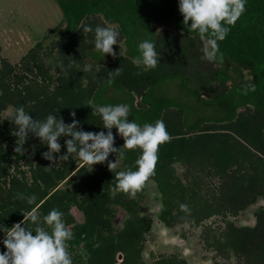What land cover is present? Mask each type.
<instances>
[{"label":"trees","instance_id":"1","mask_svg":"<svg viewBox=\"0 0 264 264\" xmlns=\"http://www.w3.org/2000/svg\"><path fill=\"white\" fill-rule=\"evenodd\" d=\"M55 1L63 13L65 28L59 32L55 44L47 47L38 42L21 65L31 73L32 66L37 68L44 77L43 82L31 79V83L24 82L22 88L17 89L20 82L17 66L2 60L0 112L10 106L15 110L23 106L33 119L43 121L53 114L68 124L72 123L70 113L74 111L79 130L107 133L101 116L94 114L93 110L104 106L101 99L108 87L124 91L130 98V120L141 126L161 120L170 135V141L159 148L155 175L148 181L157 184L163 204L159 220L169 228L182 221H191V218L200 223L202 219L225 214L219 200H216L217 206L207 200L196 204L195 191L189 194L187 190H179L176 164L214 170L223 178L222 188L233 185L232 181L238 179L233 196L242 202V207L264 197L262 186L258 190L254 181H249L245 175L240 176L241 180L237 178L241 173L238 163L242 160L237 153L242 157L254 156L250 150L258 152L254 156L256 161L248 163L250 169L254 173H264V131L258 132L263 125L260 118L264 121V0H246V11L231 27L226 39L219 42L223 60L211 63L201 59L203 41L198 33L183 24L179 0ZM97 25L118 29V41L125 40V54L120 47L113 46L115 56L112 59L101 60L95 56L94 30ZM85 26H91L93 31L84 32ZM146 39L154 42L158 53V64L153 70H145L142 65L133 63L139 55V43ZM49 54L55 57L54 63L49 65L54 69L53 74L46 71L45 61ZM120 67L122 73L109 85V73ZM245 72L249 78L245 77ZM175 79L181 80L183 89L199 105L213 107L219 116L190 122L186 110L176 99L159 92L162 84ZM228 84L230 87L222 91ZM12 116L0 122V178L4 181L0 183V198L3 199L0 202V251L5 249L2 230L23 221V215L38 206L42 217L52 209L64 214L63 220L74 234V239L68 242L73 264H116L120 252L125 255L122 264H144L141 256L153 223L151 218L141 215L140 203L146 193L145 187L135 199L114 190L116 173L136 170L135 161L141 155L140 150L126 151L123 160L118 153H110L121 162L119 167L110 171L102 163L91 169L84 168V172L80 169L77 179L67 180L71 188L61 190L60 181L65 180L75 165L74 154L66 161L58 159L66 154L65 140L71 137H61L58 141L61 151L54 156L57 158L55 162L62 163L60 167L44 159L42 153L48 151V147L32 134L23 145L24 152L16 153L17 138L11 133L18 129L10 120ZM255 125L258 126L256 129ZM112 132L114 147H122L123 138L117 134V129L113 128ZM7 145L14 146V149ZM21 161L33 181L28 182L27 172L19 166ZM13 166L20 171L19 176H11ZM230 169H233L232 173ZM64 170L67 173L62 176ZM247 180L249 182L245 184ZM51 189L54 190L50 193ZM18 193L34 194L36 204L29 205L26 200L16 198ZM181 203L188 205V216L181 211ZM73 204L84 213L86 220L83 224H71ZM117 206L126 210L129 217L122 228L114 231L116 213L113 210ZM256 214L259 221L256 227H229V234L216 233L213 240L208 241V246L222 254L234 249L236 253L246 255L248 264H264V208ZM25 226L35 227L30 221H26ZM97 243L98 248L94 247ZM81 249L86 255L80 254ZM158 264L187 263L168 259Z\"/></svg>","mask_w":264,"mask_h":264},{"label":"clouds","instance_id":"2","mask_svg":"<svg viewBox=\"0 0 264 264\" xmlns=\"http://www.w3.org/2000/svg\"><path fill=\"white\" fill-rule=\"evenodd\" d=\"M245 5L246 0H179L183 24L188 25L191 31L197 32L203 41L201 59L210 63L218 59L223 60L219 42L226 39L231 27L235 26L246 11ZM83 31L92 32L93 29L91 26H85ZM94 33L95 49L102 57L105 54L115 56L113 45L118 44L120 35L118 29L97 25ZM138 51L139 55L133 59L134 64L142 65L145 70L157 67L158 53L154 42L150 39L140 42ZM121 73L122 67L111 71L109 85L113 83L114 77ZM93 111L94 114L101 116L103 128L107 129V133L79 130V121L75 119L74 111L70 113L72 123L66 124L62 118H57L53 114H49L43 121L33 119L23 106L17 108L10 118L18 129L11 133L17 138L14 151L23 153V145L29 134H32L48 147V151L42 153L44 159L55 162L57 158L54 153L61 151L59 139L71 137L65 140L66 154L59 156L58 159L66 161L74 154L82 164L92 167L108 161L110 153H118L123 160L126 151L139 149L141 155L135 161L136 170L117 172L115 177L117 183L114 188L115 191L126 194L129 199H135L155 175L160 146L170 141L166 125L163 121L157 120L155 124L145 123L141 126L129 119L131 108L124 103L97 106ZM113 128L117 129V134L124 140L120 148L114 147ZM115 167L116 162L108 161L110 171ZM16 198L26 200L29 205H35L37 201L34 194L25 196L18 193ZM180 209L183 212L190 211L186 204H181ZM63 215L61 211L52 209L43 217L41 224L37 206L23 215V221L2 230L5 233L2 243L6 251L0 253V264H73L68 242L74 239V234L66 226ZM26 221L35 225L34 229L26 227ZM99 246V243L94 245L97 248ZM80 254L86 255V251L81 249Z\"/></svg>","mask_w":264,"mask_h":264},{"label":"rangeland","instance_id":"3","mask_svg":"<svg viewBox=\"0 0 264 264\" xmlns=\"http://www.w3.org/2000/svg\"><path fill=\"white\" fill-rule=\"evenodd\" d=\"M109 27L116 29L114 26ZM64 28L65 23L63 22V13L55 0H0V68L3 66L2 60H6L9 64L17 66L16 71L20 77V82L18 83V86H16L17 89L18 87L22 88L24 82L31 83V79L38 83L43 82L44 77L38 73L37 68L32 66L31 73L28 71L26 72L21 65L25 62V57H27L29 52L35 48L38 42H43L47 47L50 44H55L54 42L59 39V32ZM159 30L162 31L163 29L160 28ZM113 46L120 47L125 54L126 46L124 39L119 40L118 44ZM38 54L40 55L41 53L38 52ZM95 56H98L101 60H106L108 57L112 59V55L105 54V56L102 57L101 53L98 51H96ZM53 57V54H49L45 61L46 71L50 74L54 73V69L49 66L55 61V57ZM245 77L249 78L247 72H245ZM230 85L231 84H228L227 87L222 88V91L224 89L226 90V88L228 89ZM218 91L220 90L218 89ZM159 92L162 95L176 99V101H178L186 110L190 122L203 117L216 118L219 116V113H217L213 107H203L192 99L187 91L183 89L180 79L169 80L165 84H162ZM17 99H19V97H17ZM137 99H139V97H137ZM101 101L103 105H118L121 103L128 105L130 98L124 91L108 87L104 94V98H102ZM14 110V107L10 106L8 109L0 112V122L1 120H6L9 116H12ZM260 121L263 125L258 132L264 131L263 118H260ZM257 127L258 126L255 125V129ZM240 140L241 144L244 143L243 138ZM7 146L14 149V146L12 145ZM250 151L254 156L258 153L256 151ZM237 155L242 159L241 162L238 163L239 167L238 164L235 165L241 171L237 178L240 179V176L245 175L249 181L252 179V181H254V187L258 189L259 186H262L261 190L264 194V173H254L248 164L250 161H256V157L251 155L242 157L241 154L238 153ZM262 158L264 159V157ZM202 160L204 161V159ZM108 161L113 163L116 162V167L121 165V162L118 159L113 158L110 155ZM108 161L105 162L107 167ZM74 163L75 165L70 174L65 176L66 178L64 181H60L59 189H70L71 186L67 183L69 178L77 179L78 171L80 169L84 172V168L91 169L93 167L82 164L76 158ZM54 164L59 167L62 166L60 161H57ZM19 166L21 170H24L25 173L27 172L28 182L33 181L32 175L24 164V161H21ZM175 169L177 176L180 179V185H178L179 190H187V193L189 192V194H191L192 191H195L197 193V198L195 200L196 204H198V202H202L203 204L207 200V202L217 206L216 200H219V203L225 208V214L217 215L210 219H202L200 220V223H197L196 218L192 219L189 217L191 218V221H182L176 223L172 228H169L159 220L163 204L157 184L154 181L148 182L145 186L146 193L142 197L140 203L141 215L151 218L153 223L151 231L146 236L141 256L143 263L158 264V262L163 260L174 259L175 261H185L187 264H248L246 262V255H244L243 252L236 253L234 249H229L226 254H222L219 253L216 248L208 246V241H212L216 233L224 235L229 234L228 229L232 226V228L256 227L259 222L256 213L264 208V197L261 196L260 198H257L256 202H251L242 207V202L239 201L237 197L235 198L233 196V194H235L233 188L236 185V182L239 181L238 179L232 181V187L224 186L222 188L224 183L222 181L223 178L217 176L214 170L209 171L206 167H197L193 169L181 164H176ZM232 171L233 169H230L231 173ZM66 173L67 171L64 170L62 176ZM10 174L11 176H19L20 171L13 166L10 169ZM253 175H255L254 178ZM248 180L245 184H248ZM2 182L4 181L0 178V183ZM53 190L54 189H51L49 192L51 193ZM253 193L256 192L253 190ZM250 199L251 198H249V200ZM186 200L188 201L189 198ZM2 201L3 199L0 198V202ZM112 208L114 209V207ZM113 212L116 213L113 227L114 231H117L123 227L129 214L122 207L118 206ZM70 214L73 216V220H71L72 225L83 224L86 220L82 210L74 204L71 206ZM188 214L190 213L186 212L187 216ZM40 223L43 224V217L41 215ZM71 227L72 226H70V228ZM4 251L6 250L4 249ZM4 251H0V253ZM124 259L125 255L122 252L118 253L116 264H122Z\"/></svg>","mask_w":264,"mask_h":264},{"label":"bare ground","instance_id":"4","mask_svg":"<svg viewBox=\"0 0 264 264\" xmlns=\"http://www.w3.org/2000/svg\"><path fill=\"white\" fill-rule=\"evenodd\" d=\"M23 2V1H22Z\"/></svg>","mask_w":264,"mask_h":264}]
</instances>
